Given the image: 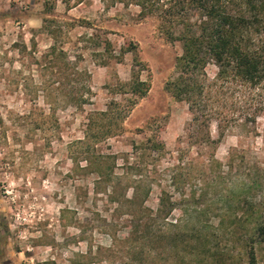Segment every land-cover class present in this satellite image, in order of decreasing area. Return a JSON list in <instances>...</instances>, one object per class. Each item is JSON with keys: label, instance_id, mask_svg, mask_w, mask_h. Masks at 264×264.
I'll use <instances>...</instances> for the list:
<instances>
[{"label": "rangeland", "instance_id": "1", "mask_svg": "<svg viewBox=\"0 0 264 264\" xmlns=\"http://www.w3.org/2000/svg\"><path fill=\"white\" fill-rule=\"evenodd\" d=\"M54 43L87 71L92 96L83 110L67 95L78 86L75 75L57 89L67 79L64 63L52 69L45 57ZM182 53V42L156 16L142 17L136 4L0 0V264H142L122 242L135 186L141 198L149 192L145 205L155 210L169 192L174 209L166 222L204 233L212 252L222 254L201 260L195 253L188 264H250L251 224L244 218L264 214V112L234 88L214 98L219 107L201 112L205 126H198L189 105L166 89ZM134 70L150 83L135 100L120 85ZM206 72L213 81L216 65ZM113 100L120 133L102 142L100 152L117 157V176L130 157L138 166L133 171L144 175L140 184L139 173L105 182L83 168L86 116ZM151 136L165 144L161 153L132 147ZM253 247L257 264H264V243ZM172 264L187 263L175 256Z\"/></svg>", "mask_w": 264, "mask_h": 264}, {"label": "trees", "instance_id": "2", "mask_svg": "<svg viewBox=\"0 0 264 264\" xmlns=\"http://www.w3.org/2000/svg\"><path fill=\"white\" fill-rule=\"evenodd\" d=\"M126 4H136L140 7V15L156 16L161 28L172 40L182 42L183 53L176 60L177 75L168 81L166 89L178 101L189 105L193 121L198 126H205L201 120V112L212 111L214 98H226L228 91L241 88L243 97L256 104V113L264 112V0H118ZM53 11V6H48ZM110 45V42H108ZM108 48L105 46V49ZM132 48L129 49L131 51ZM45 57L52 69L60 67L62 76L67 83L61 82L57 89H64L73 82L71 75H75L78 86L67 92L70 103L80 109L91 101L92 88L85 80L86 70H79L77 62H71L63 48L52 44ZM136 64L143 62L135 56ZM214 63L217 74L213 81L207 75V66ZM145 65V64H144ZM143 65V67H144ZM58 69V68H57ZM65 69V71H64ZM145 68H142L143 70ZM81 78L82 82H79ZM123 88L121 94L129 93L135 99L145 97L150 90V83L144 80L136 70L132 79L120 84ZM72 99V100H71ZM133 105L135 102H132ZM133 107V106H132ZM119 104L111 101L105 110H95L86 116L85 135L80 143L85 153L83 166L90 173H95L99 180L113 182V178H130L139 173L135 184L143 181L141 170H133L130 157L126 158V171L117 176V157L100 152L99 145L109 138L120 133L115 128L114 120L118 113ZM127 115L122 117V121ZM119 125V124H118ZM122 129L121 124L119 125ZM201 128V127H200ZM132 147L140 153H161L165 144L159 142L156 136L145 141H134ZM132 170V171H130ZM143 175V176H142ZM140 186V185H139ZM110 201H117L112 186ZM136 186L129 201V233L122 239L126 246L127 255L132 261L140 260L142 264H172L175 256H181L182 262L188 264L190 255H213L222 257L217 251L212 252L208 246L209 238L200 231L178 230L175 223H167L173 212V203L169 192L163 191L159 207L155 210L145 205V198H141ZM263 206L262 203L254 204ZM252 206V207H254ZM238 218V216H236ZM236 218V219H237ZM251 224L250 235L252 248L247 251L250 264H257L255 243H264V214L251 212L244 218ZM222 221V220H221ZM168 226V227H167ZM177 228V229H176ZM196 239L200 245L193 244ZM114 243H118L114 240ZM212 253V254H211ZM42 264H55L54 261H44Z\"/></svg>", "mask_w": 264, "mask_h": 264}]
</instances>
